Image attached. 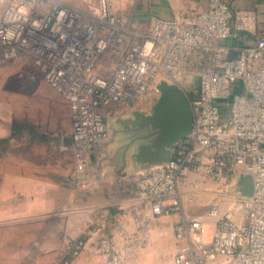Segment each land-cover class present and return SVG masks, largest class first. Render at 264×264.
Returning a JSON list of instances; mask_svg holds the SVG:
<instances>
[{"label":"built area","instance_id":"obj_1","mask_svg":"<svg viewBox=\"0 0 264 264\" xmlns=\"http://www.w3.org/2000/svg\"><path fill=\"white\" fill-rule=\"evenodd\" d=\"M239 38L225 0L151 23L124 19L114 0H0V61L28 57L69 105L77 186L109 138L104 107L133 108L165 79L185 92L194 116L168 163L133 176L132 209H98L83 236L66 242L60 264H72L94 236L96 255L125 264L152 244L154 219L174 214V264H264V35ZM108 57L115 66L106 74ZM191 174L252 178L240 220L210 206V239L208 222L184 207Z\"/></svg>","mask_w":264,"mask_h":264},{"label":"rangeland","instance_id":"obj_2","mask_svg":"<svg viewBox=\"0 0 264 264\" xmlns=\"http://www.w3.org/2000/svg\"><path fill=\"white\" fill-rule=\"evenodd\" d=\"M69 1L80 6L97 2V0ZM115 2L117 14L124 19L142 16V8L133 5L123 7ZM114 66L115 62L109 57L102 61V68L106 74L111 73ZM49 90L53 89L32 67L29 60L19 57L0 61V197L6 195L8 190L14 191L13 199L0 201V208L10 204L13 205L15 212L14 217H0V236L3 238L5 250L6 236L14 234L16 258L22 255L23 240H29L31 249L35 251L41 246L47 253L49 262L59 264L67 242L63 232L64 223L77 210L74 208L61 210L60 207L49 205L48 202L64 197V189H73L77 173L74 165L75 150L70 108L62 98H49ZM160 95L161 91L156 84L135 107L123 108L112 105L104 107L102 112L108 122L124 134L123 136H131L134 133V126L131 124L134 122V113L153 115ZM115 134L117 131L113 130L110 143L114 141ZM129 140L127 137L123 143ZM120 155L115 153V147H110L109 156L113 160L119 161ZM159 162H153V165ZM234 181L235 179L231 177L227 180L222 177L206 178L191 174L182 189L187 213L203 218L213 226L215 221L209 215L210 206L218 204L222 207V203L229 196L231 198L229 210H234L232 216L236 219L239 216L236 210L243 196L240 194L236 196L238 185ZM206 182L220 185L217 190L208 192L201 198L198 191ZM209 194L213 197H208ZM42 204L48 209L45 215H22L23 210L40 207ZM212 229L211 237L214 227ZM149 248L148 246L140 250L127 261L140 259L143 257L142 253ZM174 253L173 250L167 256L164 255V260H172Z\"/></svg>","mask_w":264,"mask_h":264},{"label":"crops","instance_id":"obj_3","mask_svg":"<svg viewBox=\"0 0 264 264\" xmlns=\"http://www.w3.org/2000/svg\"><path fill=\"white\" fill-rule=\"evenodd\" d=\"M115 1L123 7L133 5L142 8V12L139 9L142 16L133 18L147 23H151L154 18H173L181 12L201 11L208 6V0H114V3H116ZM225 1L230 5L231 24L233 31L240 36L239 43L247 44L251 42L255 36L264 35V0ZM241 18H245L243 22L244 29L239 30L238 27L241 23ZM20 58L29 60L32 67L41 75V72L31 59L24 56ZM48 92L50 94L49 98H62L65 103H67V101L54 89ZM135 134L136 133L131 134V136L128 135L127 137L131 140ZM125 137L126 136L120 138L116 136L114 142L109 145L105 152L102 151L103 148L101 146L94 150L87 169L86 183L84 186L75 185L73 189H64V197L60 199H51L48 202L49 205L60 207L61 210L67 208H74L77 210V212L71 215L64 223L63 232L65 234V242L69 239L83 236L96 211L100 208H108L113 211L119 209H132L134 204L133 175L142 165L125 163L123 158L119 161H115L109 156L110 147H115V153H117L127 143H123L127 139V137ZM219 185L220 184L215 182L203 183L198 191L201 193L199 195L201 198L205 197L204 195L208 192L217 190ZM13 197V189L10 192L8 190L6 195L0 197V201H10ZM208 197L212 198L213 195L209 194ZM230 203L231 198L227 196L222 203V210L229 211ZM47 210V207L42 204L40 207L23 210L22 215L41 216L45 215ZM14 216L15 212L13 205L7 204L5 207L0 208V217ZM178 219V214L161 216L154 219V238L151 244L152 246H149L150 248L142 253L143 257L141 256L138 260H129L125 264H174L173 258L172 260H164L163 256H167L173 250L175 252V233ZM212 227L213 226L209 225L206 236L207 239L211 238L210 232L213 230ZM95 240L96 236L88 240L86 249L72 264H108L103 258L94 253L92 246ZM5 241L6 249L4 250L3 238L0 236V264H58L49 262L47 253L41 246L35 251L31 249L29 240H23L22 255L16 258L14 234H8Z\"/></svg>","mask_w":264,"mask_h":264},{"label":"water","instance_id":"obj_4","mask_svg":"<svg viewBox=\"0 0 264 264\" xmlns=\"http://www.w3.org/2000/svg\"><path fill=\"white\" fill-rule=\"evenodd\" d=\"M157 85L161 95L153 115L134 113V122L131 124L136 134L117 152L122 154L121 158L125 163L142 165L134 175L168 163L173 155V148L170 147H175L182 139L188 137L193 129L194 116L185 92L179 86L164 79ZM113 130L117 131L114 137L122 138L124 135L109 122V138L98 145L103 148V152L112 143L109 141ZM156 161H160L159 164L153 165ZM235 184L238 185L236 192L238 191L240 195L253 194V182L250 176H240Z\"/></svg>","mask_w":264,"mask_h":264},{"label":"bare ground","instance_id":"obj_5","mask_svg":"<svg viewBox=\"0 0 264 264\" xmlns=\"http://www.w3.org/2000/svg\"><path fill=\"white\" fill-rule=\"evenodd\" d=\"M196 188H197V186H196ZM238 195H239V193H238V191H237V195H236V196L238 197ZM237 220H240V216L237 217ZM209 225H210V224H209V222H208V226H209Z\"/></svg>","mask_w":264,"mask_h":264}]
</instances>
